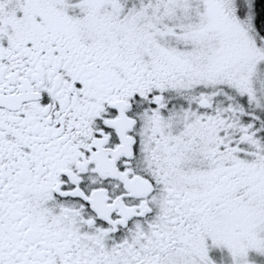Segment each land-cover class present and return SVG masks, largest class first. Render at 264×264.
I'll return each mask as SVG.
<instances>
[{
	"label": "flooded vegetation",
	"instance_id": "obj_1",
	"mask_svg": "<svg viewBox=\"0 0 264 264\" xmlns=\"http://www.w3.org/2000/svg\"><path fill=\"white\" fill-rule=\"evenodd\" d=\"M50 1L0 11V264H264L218 236L264 196L240 92Z\"/></svg>",
	"mask_w": 264,
	"mask_h": 264
},
{
	"label": "rangeland",
	"instance_id": "obj_2",
	"mask_svg": "<svg viewBox=\"0 0 264 264\" xmlns=\"http://www.w3.org/2000/svg\"><path fill=\"white\" fill-rule=\"evenodd\" d=\"M28 1L36 2L0 0V11L12 16L27 8ZM62 1L55 0L64 5ZM65 1L68 6L74 4L94 12V19L87 21H95L115 35L126 37L134 33L135 38L152 47V53L166 60L191 62V69L196 70L202 84L234 87L243 96L244 121L242 126L230 127V131L247 134V142L253 137L260 139L264 149V49L256 44L247 28L238 26L224 12L221 0ZM227 1L229 6L234 4V0ZM238 1L249 5V0ZM259 198L246 205L245 212L240 210L233 215L235 219L226 221L218 236L228 248L238 239L239 230L241 238H249L256 251L264 254V196Z\"/></svg>",
	"mask_w": 264,
	"mask_h": 264
},
{
	"label": "trees",
	"instance_id": "obj_3",
	"mask_svg": "<svg viewBox=\"0 0 264 264\" xmlns=\"http://www.w3.org/2000/svg\"><path fill=\"white\" fill-rule=\"evenodd\" d=\"M250 5H253V3H250ZM256 6L259 11L256 13L255 17L257 22L260 23V27H252L249 31L256 42L264 46V0H257Z\"/></svg>",
	"mask_w": 264,
	"mask_h": 264
}]
</instances>
